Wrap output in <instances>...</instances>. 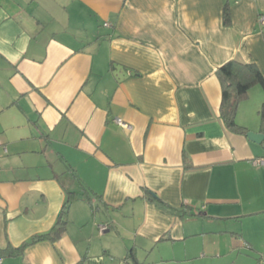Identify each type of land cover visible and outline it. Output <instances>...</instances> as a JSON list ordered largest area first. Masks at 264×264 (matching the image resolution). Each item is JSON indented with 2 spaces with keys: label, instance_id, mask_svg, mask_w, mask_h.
Here are the masks:
<instances>
[{
  "label": "crops",
  "instance_id": "crops-1",
  "mask_svg": "<svg viewBox=\"0 0 264 264\" xmlns=\"http://www.w3.org/2000/svg\"><path fill=\"white\" fill-rule=\"evenodd\" d=\"M262 17L264 0H0V248L74 197L60 240L0 264H164L206 233L264 255V148L222 121L217 76L264 75ZM258 87L236 121L264 134Z\"/></svg>",
  "mask_w": 264,
  "mask_h": 264
},
{
  "label": "trees",
  "instance_id": "trees-1",
  "mask_svg": "<svg viewBox=\"0 0 264 264\" xmlns=\"http://www.w3.org/2000/svg\"><path fill=\"white\" fill-rule=\"evenodd\" d=\"M225 22L230 24L227 11L225 12ZM217 76L222 86V104L220 109L222 121L231 132L247 135L248 129L240 126L236 121L238 108L241 103L249 99L250 92L254 87L259 86L264 90V75L256 63L231 60L218 69ZM73 198L71 196L68 199L59 220L50 232L38 235L18 248L11 245L6 248H0V259L21 256L29 246L39 242H57L60 240L67 231L68 220L66 215ZM200 214L197 213L196 216ZM135 263L139 264L136 261Z\"/></svg>",
  "mask_w": 264,
  "mask_h": 264
},
{
  "label": "rangeland",
  "instance_id": "rangeland-1",
  "mask_svg": "<svg viewBox=\"0 0 264 264\" xmlns=\"http://www.w3.org/2000/svg\"><path fill=\"white\" fill-rule=\"evenodd\" d=\"M257 89H261V87ZM253 91L252 89L251 95ZM260 109L262 119L264 109H262V106ZM251 117V119L254 118V116ZM197 227L200 232H203V230L207 232L209 231L208 229L231 231L234 228L230 224L215 226L211 222L204 221H200ZM178 247L179 251L176 259L164 264H260L262 256L253 253L248 246L244 247L240 239H236L234 236L229 237L224 233L202 234L198 237H193L188 243Z\"/></svg>",
  "mask_w": 264,
  "mask_h": 264
},
{
  "label": "built area",
  "instance_id": "built-area-1",
  "mask_svg": "<svg viewBox=\"0 0 264 264\" xmlns=\"http://www.w3.org/2000/svg\"><path fill=\"white\" fill-rule=\"evenodd\" d=\"M261 24L264 26V17L260 19ZM116 123L123 128L131 129L132 127L125 123L122 119H117ZM1 145V142H0ZM253 165L257 168H264V158H258L253 161ZM108 229L106 225L100 226V231L103 233ZM260 264H264V255L261 256Z\"/></svg>",
  "mask_w": 264,
  "mask_h": 264
},
{
  "label": "water",
  "instance_id": "water-1",
  "mask_svg": "<svg viewBox=\"0 0 264 264\" xmlns=\"http://www.w3.org/2000/svg\"><path fill=\"white\" fill-rule=\"evenodd\" d=\"M247 137L250 141L259 144V145H263L264 148V134H257L254 132H249L247 134Z\"/></svg>",
  "mask_w": 264,
  "mask_h": 264
}]
</instances>
